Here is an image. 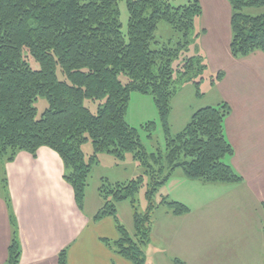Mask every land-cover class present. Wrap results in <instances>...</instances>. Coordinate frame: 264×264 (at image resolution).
I'll return each instance as SVG.
<instances>
[{"label":"trees","instance_id":"trees-1","mask_svg":"<svg viewBox=\"0 0 264 264\" xmlns=\"http://www.w3.org/2000/svg\"><path fill=\"white\" fill-rule=\"evenodd\" d=\"M124 1L128 20L123 32L117 5ZM0 0V159L11 161L17 152L34 153L46 146L57 152L66 168L64 178L74 199L83 207L85 190L99 155L123 159L126 153L142 167V174L126 181L101 179L98 192L103 205L94 220L112 217L118 237L102 239L116 254L132 264H146L143 247L150 242L153 214L166 206L174 215L189 212L181 202L158 190L172 172L181 168L188 179L205 182L241 181L223 159L233 154L224 136V120L230 113L226 102L198 108L176 134L170 129L171 100L178 85L191 83L202 96L200 82L206 68L201 56L188 51L194 20L201 16L198 0ZM231 7L233 57L264 52V0H228ZM166 22L181 34L175 47L156 44L155 33ZM195 38V36H194ZM37 64L33 67L29 61ZM61 75V78L59 76ZM223 76L209 79L214 85ZM132 91L150 94L158 109L165 146L146 152L137 129L125 120ZM45 98L47 108L37 117L34 103ZM96 104V111L85 105ZM153 122L146 125L151 136ZM90 141L92 153L85 158L82 146ZM146 179V209L138 212L135 196ZM129 202L133 233L119 221L116 205ZM11 224L14 222L11 219ZM15 234V229L14 233ZM5 264H18L15 236ZM66 249L58 264H67ZM175 264H183L177 258Z\"/></svg>","mask_w":264,"mask_h":264},{"label":"crops","instance_id":"crops-1","mask_svg":"<svg viewBox=\"0 0 264 264\" xmlns=\"http://www.w3.org/2000/svg\"><path fill=\"white\" fill-rule=\"evenodd\" d=\"M204 27L195 38L212 30L226 47L228 74L219 70L223 76L214 85L231 77L242 92L231 102L217 103L230 106L224 136L233 154L223 161L241 181L205 182L174 170L161 187L162 195L183 203L189 212L174 215L166 210L153 217L155 244L150 239L143 247L144 256L152 246L157 264H175V258L183 264H264V52L244 57L230 54V17L223 28ZM124 158L112 161L115 169L122 165L118 172H125ZM65 173L60 155L46 146L34 153L19 151L8 162L0 159V264L6 263L14 236L20 250L18 264H58L63 249L67 264H132L102 241L118 237L112 217L93 218L103 205L98 187L105 177L98 176L92 184L88 178L79 208ZM124 202L116 205L119 221V206ZM130 224L133 227L132 217Z\"/></svg>","mask_w":264,"mask_h":264},{"label":"rangeland","instance_id":"rangeland-1","mask_svg":"<svg viewBox=\"0 0 264 264\" xmlns=\"http://www.w3.org/2000/svg\"><path fill=\"white\" fill-rule=\"evenodd\" d=\"M191 0H176L177 4H185ZM202 7L201 16L197 17L194 20V28L190 32V43L188 46V51L180 56L178 59L173 60L172 67H176L177 64L181 63V59L184 56H201V59L206 68L202 74L204 77L200 82V92L202 96L195 95V88L191 83H183L178 85V91L176 95L171 100V112H170V129L172 134H176L180 128H182L190 120L192 110H196L200 107L207 105H216L221 100L231 102V100L236 99L238 94H241V89L235 87L234 81L231 77H227V80L220 85H210L209 79L211 76H215L219 70H223L228 74V65L226 59L223 55V50L226 48L222 44V39L214 36V32L211 30L207 31V34H200L199 37L194 39L195 34L201 31L202 28H223L225 24H228L229 17L231 15V7L228 0H198ZM119 12V20L121 23V29L124 32L126 29V24L128 20L127 9L124 1H119L117 5ZM264 11L263 8L254 9V13ZM181 34L173 30L166 22H160L158 24V29L155 33L156 44H153L152 48H158L163 45H168L170 47H175L176 43L180 40ZM33 67H37V64L33 60L29 59ZM60 78L61 75L59 74ZM219 82H217L218 84ZM85 105L89 107L92 112L96 111V104L91 101H86ZM34 106L37 110V117L47 108L48 104L45 98H38L34 103ZM191 110V111H189ZM126 122L133 128L137 129V132L140 137V141L143 144L146 152H153L156 148L163 149L165 146V137L160 120L158 109L154 103V100L150 94H142L136 91H132L129 96V102L125 113ZM150 122H153L154 126L151 130V136H148L149 129L146 128V125ZM82 151L87 159L88 156L92 153V144L90 141L86 142L82 146ZM104 155V156H102ZM101 156V161L97 163L96 166L92 168V171L89 176V182L92 184L99 177L108 178L110 181H126L129 179L136 178L138 175L142 174V167L135 163L133 166L132 155L130 153L125 154V172H118L122 169V165L119 166V169H115L112 166V161L118 162L117 158L113 157L110 154L103 153ZM100 158V155H99ZM135 167L136 170L133 169ZM118 170V171H117ZM176 170V169H175ZM177 171H181V168H177ZM124 173L123 175H120ZM123 176V177H119ZM119 178V179H118ZM146 179L144 185L140 188L138 193L135 196V206L138 212H143L146 209L147 201L145 198L146 191ZM92 181V182H91ZM193 188L191 191H195ZM163 189H159L155 199L156 202L160 199ZM196 192V191H195ZM123 205V206H122ZM120 205V214L121 223L126 227L130 234L133 233V227L130 224L131 221V207L127 202H124ZM125 205V206H124ZM128 207V208H125ZM222 208V207H220ZM224 208V207H223ZM167 209L166 206H160L155 210L153 217L157 218L159 215H162ZM153 228V223H152ZM153 232V231H152ZM152 235V233H151ZM156 239V238H155ZM154 237L151 238V243L155 244ZM146 264H157L155 250L152 246H149L145 250ZM165 264V263H161Z\"/></svg>","mask_w":264,"mask_h":264}]
</instances>
